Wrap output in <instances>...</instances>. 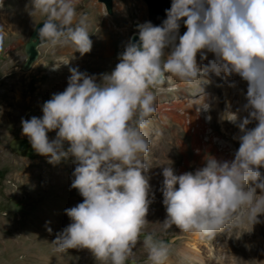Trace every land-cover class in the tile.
<instances>
[{
    "label": "clouds",
    "instance_id": "9594fccd",
    "mask_svg": "<svg viewBox=\"0 0 264 264\" xmlns=\"http://www.w3.org/2000/svg\"><path fill=\"white\" fill-rule=\"evenodd\" d=\"M77 3L29 0V16L45 17L38 29L39 43L50 47L71 44L81 56L91 51L87 15L77 12ZM164 12L160 25L145 21L135 26L137 39L129 38L118 53V63L110 72L99 74V82L98 74L69 67L67 86L43 102L42 115L21 118L22 135L35 153L54 165L71 157L75 165L70 188L83 199L64 209L70 223L52 241L56 251L87 249L97 260L125 264L142 239L152 264H164L168 246L143 232L155 199L145 159L151 118L157 95L174 78L194 90L193 99L202 98L193 108L207 113L210 94L202 85L211 82L209 73L222 80L235 74L247 82V116L229 112L227 119L234 124L239 119V146L231 161L210 155L202 167L182 174L175 173L172 161L161 165L157 190L166 213L161 224L164 229L175 225L182 232L213 237L234 223L246 220L253 227L261 222L264 0H171ZM182 18L186 31L178 35ZM4 38L0 25V46ZM198 53L201 63L207 53L214 59L201 66ZM61 64L69 60L53 63L52 70ZM253 120L255 127L247 128ZM54 130L55 138L50 140L47 134Z\"/></svg>",
    "mask_w": 264,
    "mask_h": 264
},
{
    "label": "rangeland",
    "instance_id": "374dc122",
    "mask_svg": "<svg viewBox=\"0 0 264 264\" xmlns=\"http://www.w3.org/2000/svg\"><path fill=\"white\" fill-rule=\"evenodd\" d=\"M26 5L30 7L29 0H3L0 7V25L5 29L4 43L0 46V264H108L97 260L87 249L59 252L52 243L70 223L64 209L83 199L76 189L70 188L75 167L71 157L54 165L31 147L25 157H20L12 152L10 142L27 139L21 132V118L42 115L43 102L67 86L69 67L78 66L80 71L98 74L97 82L99 74L110 72L118 63V53L136 32L135 22L149 21L148 7L144 0H114L113 14L109 15L99 0H78L77 12L87 15L91 51L81 56L71 44L56 47L44 44L39 49V59L24 72V47L36 25L45 18L38 14L33 18L29 16ZM95 19L106 24V27L99 26L98 34L91 31ZM184 31L186 29L178 35ZM167 51L169 49H165ZM213 59V54L207 53L201 63L197 54L201 66ZM68 60L69 64L52 70L53 63ZM208 78L211 82L202 85L210 94L207 113L193 108L202 98L193 99L194 90L174 78L167 89L157 95L156 113L151 118L150 148L145 159L150 166L148 175L155 199L149 205L143 232L168 246L164 264H178L174 263L175 251L181 244L187 246L195 236H200L182 232L175 225L163 228L161 222L166 213L161 203L162 194L157 190L162 180L160 166L172 161L175 173L182 174L202 167L210 155L218 161H231L241 133L236 126L239 119L235 124L227 120L231 116L229 112L237 113L238 117L247 116L244 109L246 81L235 74L222 80L209 73ZM207 115L211 116L210 120L205 119ZM256 123L253 120L246 127H255ZM47 135L50 140L55 138V130ZM260 171L264 175V168ZM40 215L46 218L39 219ZM258 218L261 222L253 227L245 220L225 227L213 237H200L197 244L202 261L198 264H210L209 261H213L212 264H264V214ZM47 227L52 231H46ZM130 261L152 264L142 239H138L125 264Z\"/></svg>",
    "mask_w": 264,
    "mask_h": 264
},
{
    "label": "water",
    "instance_id": "95a60500",
    "mask_svg": "<svg viewBox=\"0 0 264 264\" xmlns=\"http://www.w3.org/2000/svg\"><path fill=\"white\" fill-rule=\"evenodd\" d=\"M100 3L105 5L107 13L109 15L113 14L114 9V0H99ZM148 7V18L149 21L153 25H160L162 20L165 19V12L164 10L170 7L171 0H144ZM179 31L185 30V26L183 25V18L181 19ZM140 22L136 21L134 27ZM42 25V22H39L32 34L30 35L29 41L26 43L24 47V52L26 55V61L22 66V70L24 72L29 71L33 64L39 59L40 57V47L44 45V43H39L38 38V29ZM136 28V27H135ZM132 40L137 39L136 32L133 33L130 37ZM31 144L29 143L28 139L20 138L14 139L10 142V149L13 153L20 157H25L30 149Z\"/></svg>",
    "mask_w": 264,
    "mask_h": 264
},
{
    "label": "bare ground",
    "instance_id": "6f19581e",
    "mask_svg": "<svg viewBox=\"0 0 264 264\" xmlns=\"http://www.w3.org/2000/svg\"><path fill=\"white\" fill-rule=\"evenodd\" d=\"M106 25V24H105ZM101 21L98 20H94V23L92 25L91 31L95 34H98L99 31L101 30L100 27H106ZM99 27L97 29H95L96 27ZM97 35H95L94 37H96ZM236 146V144H234ZM233 146V147H235ZM219 157V155H218ZM217 158V157H216ZM29 172V171H28ZM26 175V174H24ZM28 176V173H27ZM26 177V176H25ZM24 177V178H25ZM29 177V176H28ZM25 184V182H24ZM252 182L249 181V186H251ZM26 186V185H25ZM24 187V186H23ZM25 189V187H24ZM262 215V214H261ZM46 215H40L38 218L39 219H43L46 218ZM200 237L195 236L192 240L193 242L186 244L187 246H185L184 244L180 245V248H178L174 255V263H186V264H198L200 261H202V257L200 255V252L198 250V240ZM200 242V241H199ZM212 253V252H211ZM214 259V258H213ZM208 260V259H207ZM213 262V261H212ZM211 261H209L210 264H212ZM208 264V263H207Z\"/></svg>",
    "mask_w": 264,
    "mask_h": 264
}]
</instances>
